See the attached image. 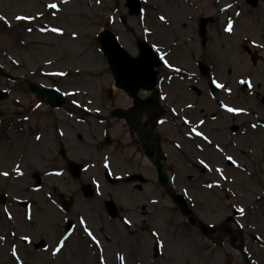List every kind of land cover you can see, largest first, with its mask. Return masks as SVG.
Returning a JSON list of instances; mask_svg holds the SVG:
<instances>
[{
  "label": "flooded vegetation",
  "instance_id": "af4514ba",
  "mask_svg": "<svg viewBox=\"0 0 264 264\" xmlns=\"http://www.w3.org/2000/svg\"><path fill=\"white\" fill-rule=\"evenodd\" d=\"M220 15L209 20L211 27L207 29L199 27L198 19L194 28L152 32V45L162 53L170 69L164 71L162 65L159 68L158 92L92 95L86 89L75 92L74 84L60 107L55 99L30 93L41 99L28 103L21 114L15 110L8 124L24 133L25 147L16 158L22 165L20 173L14 175L10 171V182L5 187L9 189L14 180L20 181L27 194L24 200L31 203L29 207L36 214H44L49 207L55 209L58 217L54 221V260L75 243L76 254L84 258L83 251L89 252L93 264L167 261L169 257L163 258L165 237L158 231L156 219L162 207L167 212L176 207L182 215L173 194L189 195L187 188L175 185L179 173L170 162L171 149L180 153L189 167L201 169L197 181L204 172L225 181L230 178L226 176V166L209 163L213 161L211 149L235 168L236 162L229 157L234 156L232 151L237 147L233 138L249 127L244 123L250 117L253 129H264V84L248 71L234 70L237 61L232 62V53L230 61L224 58L230 48V52L237 53L240 46L258 66L261 54L244 40L238 44L236 28L229 31L228 26L237 24L232 11L224 19ZM108 72L110 82L106 77L99 90L106 84L114 85L112 68ZM104 96L110 100L107 109L100 104ZM246 98L257 100L258 112L251 109ZM238 99L244 106L237 105ZM239 119L244 123L240 125ZM220 134L223 142L215 137ZM32 145L42 146L44 151H35L34 155L45 163L52 161L53 166H37L33 159L25 163ZM201 154L206 158H201ZM236 169L247 171L242 166ZM1 198L0 194V203ZM25 222L31 225L29 220ZM192 226L179 232H187ZM193 227L205 237L199 227ZM129 231L133 235L126 234ZM147 235L153 243L144 238ZM216 242L223 244V237ZM57 248L59 252L55 251ZM257 261L254 264H260Z\"/></svg>",
  "mask_w": 264,
  "mask_h": 264
},
{
  "label": "rangeland",
  "instance_id": "374dc122",
  "mask_svg": "<svg viewBox=\"0 0 264 264\" xmlns=\"http://www.w3.org/2000/svg\"><path fill=\"white\" fill-rule=\"evenodd\" d=\"M143 1V12L139 16H132L126 7V0H72L69 3H51L52 0H0V69L45 86L54 85L52 83H55L56 79L53 76L56 74H68L67 78L59 81L63 90H69L70 86L76 84L78 90L86 89L96 95L100 84L106 82V77L110 82L111 76L108 75L107 60L101 52L98 39L101 31H112L120 37L127 49L135 52L139 40H150L149 34H145L147 30L197 27L196 18L199 13L211 16L217 13L218 7L233 0H191V3H195L199 8L192 22H188L186 17L194 14L192 9L187 8L188 0ZM234 1L242 13L236 24L238 44H243L244 38L248 39L245 43L249 45L251 40L264 44V0H260L256 7L247 6L244 0ZM218 2H221V5ZM53 4L58 7H51ZM243 35L245 37L240 43ZM231 49L225 53L224 58L230 61V53L234 55L232 62L237 61L234 70H245L252 73L257 80H264V49L258 51L261 54L258 66L251 62L250 56L240 46L236 50L237 53L230 52ZM0 90L8 92V96L0 99V132L2 138L11 139L10 144L0 143V170L4 171L21 156L25 147V138L22 137L24 133L18 129L10 131L8 120L14 118L15 110L21 114L23 108L27 109L28 103L41 98L30 94L26 82L14 83L1 73ZM16 99H22L24 104L18 106ZM109 101V98L104 96L100 104L107 109ZM246 101L254 112H258L255 111L257 100L246 98ZM237 103L244 106L240 99ZM248 120L247 123H244L243 119L237 120L240 125L244 123V126L249 127L245 128L244 133L239 132L233 138L237 147L232 151L235 161L244 167L246 172L236 169L239 166H228L219 154L211 149L216 157L213 154V161L209 160V163L226 166V176L230 177L219 188H208L206 184L212 180L222 181L217 175L208 172H204L200 181H197L201 169L189 167L181 159L182 155L173 149L170 162L173 170L179 173L175 185L188 189L187 199L195 215L209 225L223 224L231 217L227 227L234 231L239 240L245 241L249 247L248 252L253 255L251 258L264 264V129H253L249 125L252 121L250 117ZM215 137L221 142L225 140L222 134ZM41 147L32 145L28 149L25 163L33 159L37 166H53L52 161L45 163L34 155L35 151H44ZM206 151L208 152V149ZM201 158L205 159L206 155L201 154ZM5 182L10 180L0 178V194L8 196V203L26 199L27 194L23 193L20 181L14 182L9 189L5 187ZM165 208L162 207L159 211L156 223L158 231L165 237L163 258L169 259L158 261L156 264H247L228 244L219 245L216 242L221 235L224 236L222 231L211 235L215 239L203 237L200 230L193 226L188 227L187 232L180 233L186 226H191L190 223L180 215L176 207L170 212ZM18 216L21 217V213H18ZM55 217H58L55 209L49 207L44 214H37L30 226L19 219V222L16 221L19 228L9 227L7 222L10 221L5 218L0 205V264H93L89 252L83 251L84 258L76 254L75 243L71 244L65 255L58 260L52 258L51 250L46 252L42 251V248H34V244L45 241L52 249ZM126 234L131 236L133 232ZM25 235L33 240L31 249L23 243L21 236ZM144 238L150 240L148 235ZM149 242L151 244L153 240ZM75 254L78 256L77 260Z\"/></svg>",
  "mask_w": 264,
  "mask_h": 264
},
{
  "label": "water",
  "instance_id": "95a60500",
  "mask_svg": "<svg viewBox=\"0 0 264 264\" xmlns=\"http://www.w3.org/2000/svg\"><path fill=\"white\" fill-rule=\"evenodd\" d=\"M129 1H130V6L136 9L135 12H137L140 9L139 0H129ZM101 39L103 45L107 46V51L108 53L111 54V56L117 54V57L111 59H113L114 61L113 66L117 71L118 84L120 86H125L128 89L130 87L132 88L136 87L137 83L135 82L133 83V80L131 78L138 77L139 74L141 73L143 76H147L149 78L150 76L155 77V73L153 71V66L151 62H152V58L155 59L156 56L149 48V45L147 44L145 45V48L147 50H143V54L140 57L131 58L129 54L121 47L117 38L110 32L102 33ZM146 56L150 57L149 60L146 58ZM146 71H149L150 76L146 73ZM4 96L5 94L0 91V98H3ZM176 201L181 204L183 212L186 215H188L191 222L194 223L196 221V218L193 212L189 209L187 203L183 201L182 198H176ZM210 231L214 232L215 228H210Z\"/></svg>",
  "mask_w": 264,
  "mask_h": 264
},
{
  "label": "snow or ice",
  "instance_id": "6c2138e0",
  "mask_svg": "<svg viewBox=\"0 0 264 264\" xmlns=\"http://www.w3.org/2000/svg\"><path fill=\"white\" fill-rule=\"evenodd\" d=\"M51 7H53V8H56V7H58L57 5H55V4H53V5H51ZM18 18H20V19H24V17H18ZM57 31H60V29H56ZM229 31H231V27H229ZM232 111H239V109H232ZM201 135H203V133H201ZM229 159L231 160L232 159V157H229ZM5 175H7V173H5ZM241 211H242V209H241ZM27 239V238H26ZM62 243V242H61ZM55 251H57V252H59L60 251V248H57Z\"/></svg>",
  "mask_w": 264,
  "mask_h": 264
}]
</instances>
